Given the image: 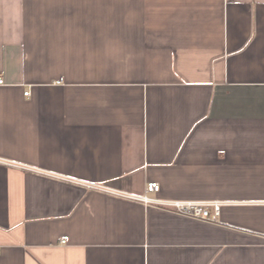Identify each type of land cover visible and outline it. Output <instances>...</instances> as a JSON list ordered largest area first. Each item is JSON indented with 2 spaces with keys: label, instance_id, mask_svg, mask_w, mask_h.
I'll list each match as a JSON object with an SVG mask.
<instances>
[{
  "label": "crops",
  "instance_id": "1",
  "mask_svg": "<svg viewBox=\"0 0 264 264\" xmlns=\"http://www.w3.org/2000/svg\"><path fill=\"white\" fill-rule=\"evenodd\" d=\"M0 74V264H264V0H0Z\"/></svg>",
  "mask_w": 264,
  "mask_h": 264
},
{
  "label": "built area",
  "instance_id": "2",
  "mask_svg": "<svg viewBox=\"0 0 264 264\" xmlns=\"http://www.w3.org/2000/svg\"><path fill=\"white\" fill-rule=\"evenodd\" d=\"M4 84V80L0 74V85ZM29 92H25L24 96H28ZM82 183L89 190H95L116 196L129 198L127 195L117 193L112 190H108L100 184L88 183V182H77ZM159 191V185L157 183H149L147 185V193H157ZM144 205H153L161 207L162 209L177 214L182 217H186L193 220H198L206 223H216L220 215L221 204L215 202H191V201H169L162 202L155 199H151L144 195L142 197H131ZM68 241L67 237L60 238L61 244H66Z\"/></svg>",
  "mask_w": 264,
  "mask_h": 264
}]
</instances>
